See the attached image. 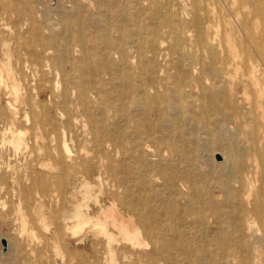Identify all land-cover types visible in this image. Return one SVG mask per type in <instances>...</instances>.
Returning <instances> with one entry per match:
<instances>
[{"label":"rangeland","instance_id":"1","mask_svg":"<svg viewBox=\"0 0 264 264\" xmlns=\"http://www.w3.org/2000/svg\"><path fill=\"white\" fill-rule=\"evenodd\" d=\"M156 1L0 0V68L8 60L11 69L10 78L0 84V240L7 243L4 249L0 242V264H109L111 255L116 264H239L242 257L247 264L264 261L259 231L251 235L244 228L237 247L233 240H216L222 228L230 224L232 230L241 209L254 208L261 188L251 167L238 173L236 164L234 176L230 174L227 154L233 148L236 156L250 161L257 151L264 154L261 20L252 5L240 6L236 0ZM244 18L248 27L242 25ZM199 27L219 52L217 65L226 70L220 78L214 79L208 68L211 49L198 42ZM170 30L181 36V49L173 44ZM244 51L256 66L252 72L244 63ZM88 55L94 56L91 64H86ZM212 94L222 106L234 104L244 116L230 110L211 112ZM257 121L262 125L257 127ZM19 132L26 144L15 149L10 140ZM103 133L116 141L97 143ZM54 148L62 164L73 163L75 168L64 171L60 166L59 181L49 182V192L44 193L36 164L46 149ZM70 170L86 176L91 185L86 204L94 220L114 211L118 219L128 221L124 201L129 186L169 213L185 215L180 234L191 241L167 245L172 232L158 229L153 240L145 238L144 245L133 248L112 225L108 230L115 240L110 244L97 227L73 234L64 220L72 210V186L66 184ZM173 176L187 179L172 186ZM183 206L188 207L186 214ZM40 215L48 229L39 224ZM56 224L59 242L54 248ZM171 225L180 226L175 219ZM186 247L192 248L188 254L182 252Z\"/></svg>","mask_w":264,"mask_h":264},{"label":"bare ground","instance_id":"2","mask_svg":"<svg viewBox=\"0 0 264 264\" xmlns=\"http://www.w3.org/2000/svg\"><path fill=\"white\" fill-rule=\"evenodd\" d=\"M156 1V0H153ZM215 1V0H214ZM7 2V1H6ZM157 2V1H156ZM199 2V1H198ZM216 2V1H215ZM237 3H239L240 6H244L247 5L248 7L250 5L253 6L254 10H255V16H257V18H260L261 20V24H262V29L264 30V6H263V0H236ZM40 3V0H39ZM64 3H66L64 1ZM192 3V2H191ZM155 6V5H154ZM186 6V5H185ZM158 7V6H157ZM68 8V7H67ZM191 7H189L190 9ZM251 8V7H249ZM157 9V8H156ZM162 10V8H161ZM204 10V9H203ZM163 11V10H162ZM157 12V11H156ZM165 13V12H163ZM233 13V12H232ZM242 13V12H241ZM198 14V13H197ZM220 14V13H219ZM240 14V13H239ZM164 15V14H163ZM206 15V14H205ZM158 16V14H157ZM165 16V15H164ZM243 16V15H242ZM167 16H165L164 22L166 24L170 23L167 19H165ZM175 17V16H174ZM172 18V17H171ZM198 19V16H197ZM254 19V17H253ZM157 20V19H156ZM209 20V19H208ZM257 20V19H256ZM124 21V20H123ZM196 20L194 19V22ZM200 21V20H199ZM242 21V25L244 27H248V21L244 18L241 20ZM158 22V21H157ZM203 21H200V23ZM197 23V22H195ZM207 23V22H206ZM46 24V23H45ZM139 24V23H138ZM202 24V23H201ZM200 24V27H201ZM51 25V24H50ZM158 25V24H157ZM197 25V24H196ZM205 25V24H203ZM198 26V25H197ZM196 26V27H197ZM199 27V28H200ZM67 28V27H66ZM197 29V40L200 44H204L206 45L208 48H210V53L212 55L211 57V68L210 70L212 71V77L214 79L216 78H220L221 77V73H223L224 70L223 68L219 67L217 65V61H216V56H219V52L214 50V42L213 40H207L206 35L204 34V32L200 29ZM203 28V27H202ZM220 28V27H219ZM122 30V29H121ZM182 31V30H181ZM57 32V31H56ZM142 33V32H141ZM243 33V32H242ZM63 34V33H62ZM169 34L172 36L173 40H174V45L180 47V42H181V36L175 32H173L172 30L169 31ZM134 35V34H133ZM188 35V34H187ZM196 35V34H195ZM243 35V34H242ZM36 36V33H35ZM190 36V35H189ZM245 36V35H244ZM108 37V36H107ZM246 37V36H245ZM214 38V37H213ZM39 39V38H38ZM167 39V38H166ZM245 39V38H244ZM251 39H253V37H251ZM40 40V39H39ZM57 40V39H56ZM254 40V39H253ZM100 41V40H98ZM131 41V40H130ZM248 41V40H247ZM43 42H46L45 39H43ZM63 42V41H61ZM76 42L79 44H83L84 40L81 38H77ZM87 42V41H86ZM135 42V41H134ZM248 43V42H247ZM62 44V43H60ZM100 44V43H99ZM106 44V43H105ZM245 44V43H244ZM108 45V44H107ZM132 45V44H131ZM239 45V44H238ZM5 46V45H4ZM49 46L52 47V44H50ZM92 46V45H91ZM185 46V45H184ZM173 47V46H172ZM246 47V45H245ZM84 48V47H83ZM116 48V47H115ZM200 48V46H199ZM61 49V48H60ZM79 49V48H78ZM181 49V47H180ZM205 49V48H204ZM240 50V49H239ZM83 51V50H82ZM212 51V52H211ZM217 52V54H216ZM54 53V52H53ZM69 53V52H68ZM67 53V54H68ZM82 53V52H81ZM85 53V51L83 52V54ZM88 53V52H87ZM182 55L184 56H188L190 54L182 52ZM93 54V53H92ZM100 54V53H99ZM202 53H200L201 56ZM206 54V53H205ZM216 54V56H215ZM244 63H246V67L248 70H250L251 72L255 70L256 66L254 64V62L252 61V57L250 56L249 52H245L244 51ZM56 55V54H55ZM71 55V53H70ZM69 55V56H70ZM108 55V53H107ZM145 55V54H144ZM210 55V56H211ZM67 56V57H69ZM98 56V55H97ZM227 56V55H226ZM94 56L92 55H88L86 56L85 60L87 61L86 64L91 62H94V60H92ZM109 57V56H108ZM202 57V56H201ZM70 58V57H69ZM97 58V57H96ZM185 58V57H184ZM190 58V57H189ZM194 58V57H193ZM193 58H190L193 60ZM202 59V58H200ZM226 59V58H225ZM69 60V59H68ZM98 60V59H97ZM184 62V61H183ZM182 62V63H183ZM191 62V61H190ZM260 62V61H259ZM195 63V60H194ZM202 63V62H200ZM219 63V61H218ZM189 64V63H188ZM192 65V64H190ZM195 65V64H194ZM63 65L59 66L62 67ZM156 66V65H155ZM183 66V65H182ZM225 66V65H224ZM71 67V66H70ZM96 67V66H95ZM191 67V66H190ZM196 67V66H195ZM53 68V67H51ZM192 68V67H191ZM189 68V69H191ZM207 68V67H206ZM207 68V69H208ZM6 71L4 74L3 71ZM95 69V68H94ZM179 69V67H178ZM58 70V69H57ZM59 71V70H58ZM120 71V69H119ZM200 71V70H198ZM53 73V72H52ZM121 73V72H120ZM119 73V74H120ZM191 73V72H190ZM189 73V74H190ZM201 74V72H200ZM53 75V74H52ZM62 75V74H61ZM60 75V76H61ZM11 76V69L9 67V61L7 60L6 62L3 63V68H0V84L7 82V78H10ZM65 76V75H64ZM176 76V75H175ZM202 77V76H201ZM61 79V78H60ZM71 79V78H70ZM97 79V78H96ZM161 80V79H160ZM64 81V79H63ZM91 81V80H90ZM98 81V80H96ZM76 82V81H75ZM201 82V80H200ZM128 83V81H127ZM138 83V82H137ZM139 83H141L139 81ZM119 85L121 83H118ZM136 84V83H135ZM124 85V84H123ZM166 85V84H165ZM199 85V84H198ZM204 85V84H203ZM219 85V83H218ZM72 86V85H71ZM82 87H84L83 85H78V90L79 93L83 99V101H85V97H84V89H81ZM206 87V86H205ZM56 88V87H55ZM85 88V87H84ZM228 88V87H227ZM59 89V88H58ZM12 90L13 92L16 94L18 93V87L16 85L12 84ZM53 90V89H52ZM218 90V89H217ZM54 91V90H53ZM96 91V90H95ZM105 92V90H103ZM121 91V90H120ZM138 91V90H137ZM225 91V90H224ZM170 91H168L169 93ZM215 92V90H214ZM226 92V91H225ZM95 93V92H94ZM126 93V92H125ZM125 93L123 95H125ZM97 94V93H96ZM95 94V95H96ZM120 94V93H119ZM141 94V93H138ZM143 94V93H142ZM174 94V93H173ZM90 95V94H89ZM155 95V94H154ZM153 95V96H154ZM122 96V95H121ZM120 96V97H121ZM138 96V95H137ZM140 96V95H139ZM138 96V97H139ZM144 96V95H143ZM142 95L140 97H143ZM194 96V95H193ZM223 96V95H222ZM231 96V95H230ZM118 97V96H117ZM158 97V95H157ZM176 97L180 98L177 94ZM227 97V96H226ZM136 98V97H135ZM144 98V97H143ZM141 98V100L143 99ZM150 98V96H149ZM174 98V97H173ZM104 99V98H103ZM134 99V98H133ZM137 99V98H136ZM135 99V101H136ZM165 99L169 100L168 97L166 96ZM175 99V98H174ZM190 99V98H189ZM223 99V97H222ZM57 100V99H56ZM99 100V99H98ZM125 100V99H124ZM144 100V99H143ZM152 100V98H151ZM204 98H202V102H203ZM120 101V100H119ZM123 101V100H122ZM138 101V100H137ZM210 103L208 105V108L211 112H219V111H224L226 112L227 110H230L231 112H233L235 114V116L237 115L238 117L242 114V116H244L243 113H239V111H237L236 106H234V104L232 105H223L221 104V100H219L218 97H216V94H212V96L210 97ZM72 102V101H71ZM143 102V101H142ZM155 102V101H154ZM189 102V101H188ZM57 103V101H56ZM89 103V102H88ZM138 103V102H137ZM236 103V102H235ZM140 104V103H138ZM137 104V105H138ZM106 105V104H105ZM107 107V106H106ZM131 107V106H130ZM139 107H141V105H139ZM150 107V106H149ZM166 107V106H165ZM102 107H100L101 109ZM144 107H142L143 109ZM170 108V107H169ZM103 109V108H102ZM135 109V108H134ZM139 109V108H138ZM149 109V108H148ZM166 109V108H165ZM98 112L100 111L97 108ZM111 110V109H110ZM124 110V109H123ZM137 110V109H136ZM171 110V108H170ZM133 111V110H132ZM103 112V110H102ZM139 112V111H138ZM182 112V111H181ZM205 112V111H204ZM210 112V113H211ZM101 113V112H100ZM144 113V112H143ZM171 113V112H170ZM173 113V112H172ZM171 113V114H172ZM104 114V112H103ZM206 114V113H205ZM215 114V113H214ZM172 115H175L174 113ZM180 115V113H179ZM137 116V115H136ZM176 116V115H175ZM134 117V116H133ZM187 117V116H186ZM124 118V117H123ZM119 119V118H118ZM246 119V118H245ZM149 120V119H148ZM1 121V120H0ZM108 121V120H107ZM134 121V120H133ZM179 121H180V116H179ZM207 121V120H206ZM116 122V121H115ZM117 123V122H116ZM119 123V122H118ZM165 123V122H164ZM179 123V122H178ZM88 124V123H87ZM147 124V123H146ZM113 125V124H112ZM149 125V124H148ZM157 125V124H156ZM257 127L261 126L262 123H260L259 121L256 122L255 124ZM172 126V125H171ZM188 126V125H187ZM193 126V125H192ZM190 126V127H192ZM198 126V125H197ZM196 126V129H197ZM174 127V126H173ZM179 127V126H178ZM219 127V126H218ZM121 128V127H120ZM124 128V127H123ZM172 128V127H171ZM194 128V127H193ZM200 128V127H199ZM14 129V128H13ZM94 129V128H93ZM128 129V128H127ZM167 129V128H166ZM208 129V128H207ZM91 130V128H90ZM105 130V129H104ZM110 130V129H109ZM191 130V129H190ZM195 130V129H194ZM227 130V129H226ZM209 131V130H208ZM122 132V131H121ZM227 132V131H226ZM129 133V132H128ZM131 133V132H130ZM196 132H194L195 134ZM205 133V132H204ZM211 133V132H209ZM95 134V133H94ZM93 134V135H94ZM105 133L101 134V136L98 138L97 143L99 144H103V142H111V141H116L115 139H111V137L109 136L108 133H106V135H104ZM121 134V133H120ZM131 135V134H130ZM210 135V134H209ZM212 135V134H211ZM194 137H196L195 135H193ZM222 137L224 135H221ZM174 137V136H173ZM229 137H234V136H228ZM210 138V137H209ZM221 138V137H220ZM231 138V140H232ZM237 138V137H235ZM94 139V138H93ZM148 139V138H147ZM195 140V139H194ZM196 141V140H195ZM235 142V141H234ZM257 142V141H255ZM10 143L13 145V147L15 149L19 148L21 145L26 144L24 142L23 136L22 134L19 132L15 135L12 136ZM129 143V142H128ZM168 143V142H167ZM237 143V140H236ZM138 145H140L141 143H137ZM150 144V143H148ZM229 144V143H227ZM154 145V144H153ZM232 145V144H231ZM108 146V145H107ZM236 146V145H235ZM234 146V147H235ZM228 147V146H227ZM226 147V148H227ZM12 148V147H11ZM3 149V148H2ZM233 149V148H232ZM230 149L228 154V159L230 160L229 163V173L232 174L233 170L235 169V166L237 164L238 173H243V171H245L244 169H247L248 167L253 169V172L255 174H258V178L259 181L261 183V188L259 189V192H257V197L256 200H254L255 202V206L252 210H246V209H241L239 214L237 215L236 221L233 222L234 227H232L231 230V225L229 224L228 227L226 228H222L219 233H218V237L216 238V240H218L219 242H234V247H237L241 241L242 238H240V232L242 230L247 229V231L252 235L253 232L255 231H259L261 232V234L259 236H257V239L261 242L264 243V154H258L259 152L257 151L254 154V157L251 158V161L249 159L245 160L243 158V156H240V158L238 156L235 155V153L233 152V150ZM235 149V148H234ZM246 149V148H245ZM252 149V147H251ZM262 149L264 152V143L262 145ZM13 150V148H12ZM228 150V149H227ZM236 150V149H235ZM256 150V149H255ZM20 152V151H19ZM225 152V150H224ZM239 152V151H237ZM226 153V152H225ZM59 152L54 148V149H46L44 156L42 159H40L36 166L38 169L41 170V176L44 178L43 182H42V189L44 191V193H48V183H54V182H58L59 181V176L60 174L57 173V169L61 167H63L62 169L68 170V168L71 167V169L75 168V164L73 163H66L63 162V164L61 163V159L58 156ZM68 154V153H67ZM237 154V153H236ZM246 154V153H244ZM226 156V155H225ZM246 158V155H244ZM127 157V156H126ZM227 157V156H226ZM158 158V157H157ZM183 158V157H182ZM237 158V159H236ZM239 158V159H238ZM66 159V158H65ZM67 160H71V159H67ZM183 160V159H182ZM167 161V160H166ZM49 162H53V165H50ZM168 162V161H167ZM148 163V162H147ZM71 164V165H70ZM179 164V163H178ZM210 164V163H209ZM208 164V166H209ZM226 165V164H225ZM139 167V166H137ZM178 167V166H177ZM226 167V166H225ZM224 167V168H225ZM174 168V167H173ZM212 168V166L210 167V169ZM228 168V167H227ZM226 169V168H225ZM78 170V169H77ZM72 172L70 173H66L67 175H69V179L67 180L66 184L68 183L70 186H72V191H70L69 194L72 203V210L71 212L68 214V216L64 219L66 221V229H71V232L73 234H75L76 232L85 229L86 231H89L88 229L91 227H97L99 228L105 235H106V239L108 244H110L111 242H113L114 236L112 235V233L109 232L108 230V226L112 225L119 233V235L121 236V238L128 242L131 247L133 248H138L141 247L142 245H144V240L147 239H152V237L154 238V234L153 232H155L156 230H163L164 232H172V235L169 238V241H167V245L171 244L173 245V243L176 245L178 243H182V242H188L191 241L190 238L186 237L184 234H180L183 233L182 232V228H181V223H185V215H180V213H178L177 211H174V213H169V211L165 210L164 206L161 203H150L152 201H154V199L152 197H149L150 199L148 200V198H146L144 195L140 194L139 192H132L131 189L129 188V186H125V190H126V201H124V206L126 207V211L128 213V221H124V220H120L118 219L115 214L114 211H110V212H106V215L104 216V219H96L94 220L93 217L90 216V212H89V206L86 204L87 199L90 196V191H91V185L89 184V182L86 180V176L78 173L75 170H70ZM224 171V169H223ZM69 172V171H67ZM211 173V172H210ZM226 174V173H225ZM82 176V180L78 182V176ZM224 176V174H222ZM227 175V174H226ZM233 175V174H232ZM234 176V175H233ZM243 177V176H242ZM170 179V178H169ZM187 178H178L177 176H173V178L170 180V182L172 183V186L175 185V183H177L178 181H185ZM230 179H233L232 177ZM232 181V180H230ZM211 183V182H208ZM67 184V185H68ZM122 185V184H121ZM208 185V184H207ZM210 185V184H209ZM69 186V187H70ZM117 186V185H116ZM230 186V185H229ZM65 187V186H64ZM95 187V186H94ZM98 188V187H97ZM139 189V188H138ZM137 189V191H138ZM141 189V188H140ZM141 190H143V188ZM230 190V189H229ZM117 191V190H116ZM258 191V190H257ZM111 193V192H110ZM231 193V192H230ZM68 195V194H67ZM66 195V196H67ZM226 195V194H225ZM204 196V195H203ZM229 197V195H228ZM68 198V197H66ZM166 199V198H165ZM225 199V198H224ZM67 200V199H66ZM129 200V201H127ZM146 200H148V203L145 202ZM68 201V200H67ZM157 201V200H156ZM70 203V202H69ZM163 203V202H162ZM165 203V202H164ZM163 203V204H164ZM185 203V202H184ZM203 203V202H202ZM174 204V203H173ZM232 203H230L231 205ZM33 205V204H32ZM195 205V203L193 204ZM167 207V206H166ZM231 207V206H230ZM53 208V207H52ZM201 209V208H200ZM160 210L164 211V214L160 213ZM182 210L184 211L183 213L186 214L188 207L187 206H183ZM59 211V210H58ZM251 211H254V213H250ZM61 212V211H59ZM172 212V211H171ZM232 212V211H231ZM55 221L57 222L59 216L55 215ZM200 216L196 217L199 219ZM176 220L178 222V224H180V226H178L176 229H174L171 225L173 220ZM205 220V219H204ZM228 220V218L226 219V221ZM220 222V221H219ZM259 223V227H255V223ZM187 223V222H186ZM206 222H204L203 224L205 225ZM221 223V222H220ZM39 224H41L45 229L47 228V222L45 221L44 217L42 215H40L39 218ZM69 224V225H68ZM192 224V222H191ZM227 224V223H226ZM189 225V223H188ZM217 225V224H216ZM185 226V225H184ZM175 227V226H174ZM197 227V226H196ZM34 227L30 228V231L32 232L34 229ZM187 229V228H186ZM37 231V230H36ZM232 231L236 232V234H232ZM257 233V232H256ZM33 234V233H32ZM189 234V233H188ZM168 235V234H167ZM203 235V234H202ZM233 235V236H232ZM256 235V234H255ZM204 236V235H203ZM242 236V235H241ZM209 237V236H207ZM253 237V236H252ZM157 238V237H156ZM204 238V237H203ZM160 237L157 238V242L161 243L160 241ZM252 239V238H251ZM51 240L53 242L54 248H57V244L59 242L58 239V225L56 224L54 230H53V234L51 237ZM153 240V239H152ZM165 240V239H164ZM215 241V240H214ZM255 241V238H254ZM151 243V240H150ZM214 243V242H213ZM162 246H166L165 244L161 243ZM212 244V243H211ZM219 244V243H218ZM258 244V243H257ZM75 245V244H74ZM255 245V244H254ZM203 246V245H202ZM245 246L242 243V247ZM153 247V246H152ZM218 248L219 247L218 245ZM192 249V248H191ZM190 248H182V252L188 254L191 251ZM197 249V248H196ZM154 250V248H153ZM213 249H211L210 251H212ZM232 250H235V248H233ZM112 249H110L109 253L110 255ZM157 251V249H156ZM164 251V250H163ZM32 252H35V249L32 250ZM197 252V251H196ZM216 252V250H215ZM178 253V252H177ZM176 253V254H177ZM200 253V252H199ZM212 253V252H211ZM193 256V253L191 254ZM208 255V254H207ZM220 255V254H219ZM218 255V256H219ZM39 257H41V254H38ZM177 256V255H176ZM201 256V255H200ZM165 257V256H164ZM179 256H177L178 258ZM198 257V256H197ZM208 257V256H207ZM176 258V260H177ZM216 258V257H215ZM184 260V259H182ZM188 260V259H187ZM202 260V259H201ZM210 260V259H209ZM215 260V259H214ZM154 262V261H153ZM246 262H248V259L243 258L240 260L239 264H247ZM182 263V262H181ZM193 263V262H192ZM219 263V260H218ZM109 264H116V261L113 257V255H111L110 257V263ZM187 264V263H186ZM254 264V263H253ZM259 264H264L263 262H259Z\"/></svg>","mask_w":264,"mask_h":264},{"label":"water","instance_id":"3","mask_svg":"<svg viewBox=\"0 0 264 264\" xmlns=\"http://www.w3.org/2000/svg\"><path fill=\"white\" fill-rule=\"evenodd\" d=\"M216 159L217 160H220V155H217L216 156ZM0 242H1L2 246H3V248L5 249L6 248V245H7L6 240L2 239V240H0Z\"/></svg>","mask_w":264,"mask_h":264}]
</instances>
